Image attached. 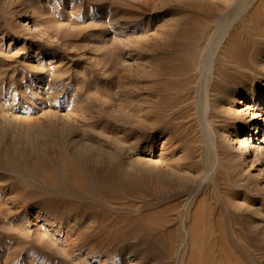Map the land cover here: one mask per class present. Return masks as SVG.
Returning <instances> with one entry per match:
<instances>
[{"label":"rangeland","instance_id":"obj_1","mask_svg":"<svg viewBox=\"0 0 264 264\" xmlns=\"http://www.w3.org/2000/svg\"><path fill=\"white\" fill-rule=\"evenodd\" d=\"M234 2L0 0V264H264V56L246 94L236 82L219 85L207 120L196 90L206 33L217 32ZM247 6L249 19L240 13L231 31L239 44L252 28L264 31V0ZM143 85L172 97L174 122L153 132L151 152L132 153L142 172L125 163L123 173H109L128 185L108 210L82 211L81 223L101 222L92 220L96 241L80 242L87 225L60 223L58 205L40 202L54 191L38 171L55 174L61 136L109 135L116 126L136 142L132 127L150 111L139 109ZM75 150L61 153L71 162ZM25 173L38 175L34 187Z\"/></svg>","mask_w":264,"mask_h":264},{"label":"bare ground","instance_id":"obj_2","mask_svg":"<svg viewBox=\"0 0 264 264\" xmlns=\"http://www.w3.org/2000/svg\"><path fill=\"white\" fill-rule=\"evenodd\" d=\"M248 2H249V0H236V2H234L233 4L226 5L224 10L222 11V13L219 15L218 21H216V23H215V25L217 27V32L214 31L216 33L211 34V35H209L210 33L209 34L206 33V35H208V37H206L207 40L204 39L206 41V45H205L203 51L201 50L202 51L201 59L203 60V64L201 65L202 67L199 66L200 64L197 66V77H196L197 78L196 79V81H197L196 90H197V92L201 98L200 102H202L205 120H207L206 117L209 113V110L212 109V107L215 105V99H216L217 92L219 91V89H218L219 85H225L228 82H236L238 85H240V89H241L240 92H238V94L243 95V94H246L250 89L255 87L257 80L260 77L259 68H258V66H260L259 65L260 61L258 60V58L261 57L262 55L264 56V31H260V29L258 27L257 28L251 27L253 30L251 28H249V29H251V31L249 34H246L247 35V38L245 37L246 42H244L243 44H239L237 41V40H239V39H237V37L239 35H233L234 32L233 33L231 32L233 25L238 21V15L240 13L245 14V16H246L245 19H247V18L249 19V16L251 14L249 6H247L245 8V5H247ZM250 3H251V1H250ZM172 43H173V41H172ZM157 67H158V65H157ZM121 75H123V74H121ZM151 78L153 79V77H151ZM162 80H164V79L161 78L160 81H158V83L159 84L163 83L164 81L162 82ZM139 84H142V83L139 82ZM134 85H136V84H134ZM140 88L142 89V91L139 93V97H137L138 98L137 100H138L139 106H140L139 109H140V111H142L143 107H145V104H147V105L150 104V106H149L150 111L148 114L144 115L145 116L144 119H142V117H141V119L138 120V122L136 124H134L132 127L134 130L132 129L133 132L131 134L134 135V136L132 135L134 138H137L136 142H131V140H129L128 137L127 138L124 137L125 135L124 136L121 134L118 135V130H117L118 128L114 129V128H116V126L110 130L108 129L112 135L111 134H109V135L101 134L100 136H97L94 133H89L88 134L89 138L85 139L84 137L83 138L80 137L78 139H72V140H68L69 138L66 139L65 137L62 138V136H61V138L60 137L58 138L59 139L58 143H59L61 150H59L60 148L58 147L59 151L55 153V157H56L55 159L57 160L58 158H61V159H63L62 162L63 161L64 162L63 163L61 162V164L58 163V167H56L57 171L53 170L52 173H55V174L52 176L45 175L44 171H42V172L38 171V174L39 175L42 174L45 177V179H44L45 182L48 183V185H46L45 188L47 189V187H49V188H52L54 191L52 193V195H50L48 197L41 198L40 202H42L43 204L49 202V203H53L55 205H58V208L57 207L55 208V213L57 215L56 216L57 220H60V223L63 222V223L69 224L70 221L72 219H74L75 223H72L71 227L73 224L75 226L77 224L83 225L86 221L81 223V221H79L78 218L81 217L82 211L83 212L86 211V208H89L90 210L92 209L91 212L93 214L108 210L106 208V203L108 201H111L110 199L115 196V191H120L121 189L124 190V188H125L124 185H126V186L128 185L125 183L124 179L122 178L123 177L122 175L118 176V180L120 182H116L115 184L113 183V180H112V182H110L111 177L109 176V173H114V171L116 174L123 173L124 172L123 168H124L125 163H129L131 166H135V168H137V172H138V170L142 172L144 170L143 164H145V163H143V161L139 160V159H131L132 153L141 152V151L144 153L145 152H151L159 143V140L157 139V137L153 136V132L158 131V133H159L161 130L165 131L171 125V123L174 122L173 119H171L173 122L172 121L170 122V118L168 117L170 115L169 112L173 109L172 105H173L174 101H173L172 97L169 95H164V94H160V95L156 94V90L154 89V87L145 88V86L143 85ZM133 89L136 90L135 88H133ZM146 95H148V96H146ZM212 95L215 96V98H213ZM179 100H181V99H179ZM258 101L259 102L264 101V94L263 93L260 94V96L258 97ZM174 104H176V103H174ZM149 107H147V108H149ZM173 107H174V105H173ZM149 124H151V125H149ZM258 126L259 125H257V128H258ZM124 130H125V128H124ZM78 132H79V130H78ZM208 134H210V137H212L213 131L210 129V133H208ZM96 137H97V139H96ZM142 142H144V143H142ZM211 142L214 145V141L212 140ZM72 145L74 146L75 149L77 147H81L82 150L81 151H78V150L77 151L76 150L71 151L70 152V153H72L71 157L75 160H72L70 162L67 158H66L67 160L64 159L67 156L64 153H65V151L67 152V148L70 147V149H71ZM163 148H165V147L163 146ZM61 151H63L64 153H61ZM160 151H164V149H162ZM162 153L163 152H161V154H158V155L162 156L163 155ZM41 154L42 153H40V155ZM126 157H128V159L130 157V159L126 161V159H127ZM101 158H102V161H101ZM57 161L59 162L60 159H58ZM66 161H68V162H66ZM106 162H108L109 164ZM210 166H212V165H210ZM83 167L88 168V170L87 169L84 170ZM212 169H213V167H212ZM48 171L49 170H47L46 173ZM51 171L52 170H50V172ZM37 177H38V175L36 173H29V174L25 173V175L23 174V179H25L26 181H30L32 183V187H34V182L37 181ZM44 180H42V181H44ZM45 182H44V184H45ZM123 183H124V185H123ZM121 187H123V188H121ZM127 188L128 187H126V189ZM123 192L124 191H122V194H123ZM125 193H126V191H125ZM140 193L142 194V192H140ZM111 196H113V197H111ZM124 197H125V195H124ZM88 199L91 202L93 201V203L96 202V204L94 203V205H92L90 203L91 204V206H90V204L88 202L89 205H87V203H85V202H86V200L88 201ZM186 200H188V199H186ZM115 202H118V200ZM120 205H122V204H120ZM183 208H184V206H183ZM87 212H89V211H87ZM261 212H263V211H261ZM115 213H113V214H115ZM89 216H90V214H89ZM81 218H83V217H81ZM94 218H92V220ZM101 218H103V217H101ZM96 219H97V217H96ZM96 219H94V224L97 222ZM54 220H56V219H54ZM84 220H82V221H84ZM90 220H91V218H90ZM92 220H91L92 223L88 222V220H87L88 223H85L87 225L86 226L87 230H85L86 228L84 230L80 229L84 226L77 228V229H80L79 232L76 229V231L78 232V235L75 234L76 235L75 237L78 236L77 237L78 241L81 240L80 242L87 241L88 243L89 242L91 243L95 239L94 234H96V233L92 234L94 231L91 232V230H90V228H93V221ZM102 221H103V219H102ZM104 222H106V219L104 220ZM89 223H91V224H89ZM98 224H97V226H98ZM102 224H103V222H102ZM104 227H106V226H104ZM107 227H109V226H107ZM119 229H120V227H119ZM95 230H97V229H95ZM100 230H102V229H100ZM107 231H105V232H107ZM125 233H128V232H126V230H125ZM125 233L124 234L122 233V234L125 235ZM102 234H104V233H102ZM110 234H111V232H110ZM104 235H102V236L97 235V236H100L103 238ZM187 235H188V239L193 241L194 235H193V232L191 230H188ZM97 236H96V238H97ZM122 237L123 236L119 237L118 239L120 240ZM76 239L74 240L76 242H73V245L76 247H80V246H78L79 242H77ZM118 239L115 240V242L119 243ZM94 241H96V240H94ZM111 243H114V242L112 241ZM71 244H72V242H71ZM82 244H80V245H82ZM100 244L98 243L95 245H100ZM98 249H99V246H98Z\"/></svg>","mask_w":264,"mask_h":264}]
</instances>
